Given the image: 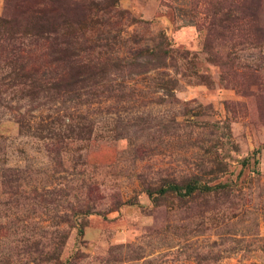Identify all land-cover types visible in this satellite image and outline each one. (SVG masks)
Listing matches in <instances>:
<instances>
[{
	"label": "rangeland",
	"instance_id": "374dc122",
	"mask_svg": "<svg viewBox=\"0 0 264 264\" xmlns=\"http://www.w3.org/2000/svg\"><path fill=\"white\" fill-rule=\"evenodd\" d=\"M35 6L60 35L30 80L0 56V264H264V0L0 18Z\"/></svg>",
	"mask_w": 264,
	"mask_h": 264
},
{
	"label": "trees",
	"instance_id": "16d2710c",
	"mask_svg": "<svg viewBox=\"0 0 264 264\" xmlns=\"http://www.w3.org/2000/svg\"><path fill=\"white\" fill-rule=\"evenodd\" d=\"M40 7L25 9L19 12L20 15L11 16L9 19L0 18V56L10 57L12 63L17 65V69L7 65L4 78L8 80H30L37 75L42 69L37 64L38 59L51 54L48 53L52 49L51 43L60 35L59 23L52 10ZM66 44L68 43L64 40L62 45ZM62 49L65 51L54 61L67 60L68 49ZM36 50L43 53L36 55Z\"/></svg>",
	"mask_w": 264,
	"mask_h": 264
}]
</instances>
